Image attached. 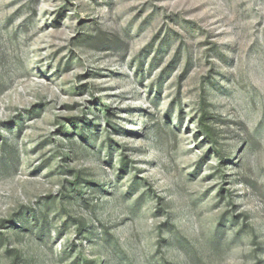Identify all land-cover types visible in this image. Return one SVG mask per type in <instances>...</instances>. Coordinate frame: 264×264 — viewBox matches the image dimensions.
Listing matches in <instances>:
<instances>
[{
	"label": "rangeland",
	"instance_id": "obj_1",
	"mask_svg": "<svg viewBox=\"0 0 264 264\" xmlns=\"http://www.w3.org/2000/svg\"><path fill=\"white\" fill-rule=\"evenodd\" d=\"M0 264H264V0H0Z\"/></svg>",
	"mask_w": 264,
	"mask_h": 264
},
{
	"label": "trees",
	"instance_id": "obj_2",
	"mask_svg": "<svg viewBox=\"0 0 264 264\" xmlns=\"http://www.w3.org/2000/svg\"><path fill=\"white\" fill-rule=\"evenodd\" d=\"M204 121H205V118H203L202 127L204 128V130H208V128L206 127V125H205Z\"/></svg>",
	"mask_w": 264,
	"mask_h": 264
}]
</instances>
